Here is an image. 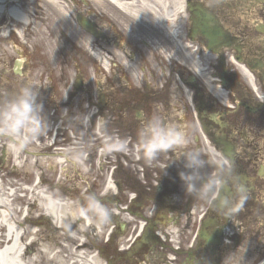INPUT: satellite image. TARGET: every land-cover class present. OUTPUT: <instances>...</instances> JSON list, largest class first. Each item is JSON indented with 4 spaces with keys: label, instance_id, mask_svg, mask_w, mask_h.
<instances>
[{
    "label": "flooded vegetation",
    "instance_id": "af4514ba",
    "mask_svg": "<svg viewBox=\"0 0 264 264\" xmlns=\"http://www.w3.org/2000/svg\"><path fill=\"white\" fill-rule=\"evenodd\" d=\"M189 1L194 62L187 53L149 50L140 32L110 55L99 111H109V140L128 148L112 152V215L107 247L99 248L106 264H264V0H233L227 9ZM201 1L212 6L209 30L222 37L197 30ZM153 117L185 128L187 150L217 162L202 173L224 176L230 206L185 192L184 150L144 161L137 133Z\"/></svg>",
    "mask_w": 264,
    "mask_h": 264
},
{
    "label": "rangeland",
    "instance_id": "374dc122",
    "mask_svg": "<svg viewBox=\"0 0 264 264\" xmlns=\"http://www.w3.org/2000/svg\"><path fill=\"white\" fill-rule=\"evenodd\" d=\"M63 1L70 11L67 24L93 39L98 37L78 23L77 15L94 19V14L100 13L105 22L102 30L112 32L110 40L105 41L103 36L99 38L104 39L109 50L119 51L121 43H127L124 30L109 19L110 14L118 17L123 25L133 26L135 32L144 36L151 34L153 38L158 36L162 46L163 36L153 28L157 21L162 23L164 20L166 9L160 6L155 5V13L151 15L142 11L148 18V27L144 29L139 22H133L108 4V0H104L99 9L93 0ZM214 1L222 9L231 8L230 2H233ZM169 3L171 8L167 12L174 13L171 25L179 29L180 39L189 42V13L186 7L183 9L185 4L177 10L173 0ZM47 13L50 16L46 18L44 13L42 18H45L39 21L43 33L40 35L31 27L32 32L29 30V34L25 30L23 37L12 31L14 26L2 28L8 20L0 23V105L31 83L37 93V103L43 104L42 116L47 122L46 133L23 149L13 138L0 134V242L7 231L19 227L28 264H106L98 249L107 247L109 222L98 225L94 218H88L91 226L86 225V218L79 215V210L85 204L80 202L84 192L95 194L109 208L114 163L112 152L106 151V143L110 141L113 126L109 111H99V105L103 103L98 98L102 92H107L109 68L100 65L90 50L77 41L64 40L60 33L58 41L62 46L59 47L51 23L55 18L58 28L65 29L67 25L51 8ZM113 25L118 34L111 30ZM39 37L44 41L37 45ZM170 49L168 44L166 51ZM17 59L23 60L19 73L14 70ZM169 60L162 64L163 67L169 65ZM50 201L62 215L59 222L46 214L52 205ZM73 251H77L75 258L72 257L74 254L70 255ZM91 257L93 260L89 261ZM78 259L81 262L75 263Z\"/></svg>",
    "mask_w": 264,
    "mask_h": 264
},
{
    "label": "clouds",
    "instance_id": "9594fccd",
    "mask_svg": "<svg viewBox=\"0 0 264 264\" xmlns=\"http://www.w3.org/2000/svg\"><path fill=\"white\" fill-rule=\"evenodd\" d=\"M67 99V97H65ZM43 104L37 103V93L31 83L20 88L10 101L0 105V134L13 138L18 147L23 149L30 142L36 141L47 131V122L42 116ZM138 151L148 164L155 161L161 153L184 150L181 152L184 170L179 176L184 190L205 202H215L220 207L230 206V200L221 192L225 181L223 175H208L202 169L215 165V160L206 161L199 149H188V132L175 123H164L153 117L138 130ZM126 140L116 139L106 143V151L126 152ZM79 215L86 219L94 218L98 225L110 221L112 211L95 195L89 194Z\"/></svg>",
    "mask_w": 264,
    "mask_h": 264
},
{
    "label": "bare ground",
    "instance_id": "6f19581e",
    "mask_svg": "<svg viewBox=\"0 0 264 264\" xmlns=\"http://www.w3.org/2000/svg\"><path fill=\"white\" fill-rule=\"evenodd\" d=\"M103 1L104 0H93L94 4L98 6V9L102 5ZM173 1L177 8L180 5H183L185 0ZM106 2H108V4L118 10L120 13L124 14L126 17L131 19L133 22H139V25L142 26L144 29L148 27V18L147 16L145 17L144 15H142L143 10L148 12L149 15H151L152 13H155L156 6H160L164 10L166 9V12H164L163 22L158 23L157 21L153 27L155 30L159 31L163 36L164 41L162 42V46H160L158 36L156 35L153 38L151 34H147L142 37L143 41H146L148 47H153L157 52H164L166 56L167 51L165 49L166 46L169 44L172 50H175L179 53L184 50L183 53H187L186 56H189L192 59L193 56L191 50L188 49L190 47V44L187 43V41L180 39L181 34L179 29L171 25V23H173L174 21V13H171L170 11L167 12V10L171 8V3H169V0H108ZM49 8L57 12L59 14L60 21L67 25L65 26V29L58 28L56 25L57 22L55 18H53V21L51 23L53 30L52 34L55 38H57V45L62 43L61 41H58L60 39L58 36L60 33L61 37L64 38V40L77 41L82 47L86 48L88 51L90 50L92 52V56L98 62L103 64L104 67H108L111 58L110 55L116 54V51L109 50L104 45V39H93L92 37L83 35L79 31V29L74 27L72 24H67L68 14L70 11L69 7L63 0H0V14H2L1 16L4 17L5 21L8 20L7 25L2 28H4L5 30L10 26H14V30H16L18 34L23 37L25 35V30H27V33L29 34V30L32 32L31 27L33 28L34 32H37V35L43 34L41 29V23L39 21L41 20L42 15L44 13H46V18L50 16L49 13H47ZM183 9H185L184 5ZM177 10H179V8H177ZM100 12L103 11L101 10ZM103 16L104 18H107L108 15L104 14ZM109 17L114 22L121 23L118 17H115L112 14H110ZM44 18H42V20ZM92 20L98 28H100L101 30L104 28L105 22L101 18L99 12H96L94 14V19ZM123 28L127 29L126 27ZM105 31V41L110 40L109 31ZM10 33L12 32L10 31ZM139 36L140 34L136 35L137 38ZM43 41L44 39L39 37L36 40V43L37 45H39V43H43ZM114 42L116 45H118L117 41ZM60 46H62V44H60L59 47ZM48 47H50L49 44ZM122 55L125 56L123 52ZM192 61L194 62L193 59ZM124 63L128 65L126 61ZM137 66L138 61H133L132 64L129 66V68L134 74H136L137 72ZM196 66L200 68L199 65ZM199 70L202 72L201 69ZM50 203H52V205L48 207V211L46 212V214L49 215L54 222L61 221L62 215L60 212H57L55 203L53 201H50ZM73 217H75V215H73ZM83 220L84 219L82 218V221ZM84 223L86 225L88 224L91 226L90 219L84 220ZM21 237L22 232L19 227H16V229H13L12 231L6 232L5 237L3 238V240H1L2 245H0V264H28L25 260L26 252L25 247L22 244ZM75 254H77V251L70 252V255H73V258H75ZM92 260L93 257L89 259V261ZM74 262L78 263L81 262V260L78 259Z\"/></svg>",
    "mask_w": 264,
    "mask_h": 264
},
{
    "label": "water",
    "instance_id": "95a60500",
    "mask_svg": "<svg viewBox=\"0 0 264 264\" xmlns=\"http://www.w3.org/2000/svg\"><path fill=\"white\" fill-rule=\"evenodd\" d=\"M198 14L199 15H201L202 14V16L203 17H207L206 15H207V12L204 10V9H202L201 10V12H198ZM201 17V16H200ZM203 18H201V20H202ZM78 21H79V23L85 28V29H87V30H89V31H91V32H94V26H93V24H92V22H90L89 20H87L86 18H84L83 16H81V15H78ZM201 32L203 33V34H206V31L204 30V28L201 30ZM18 64V63H17ZM16 64V65H17Z\"/></svg>",
    "mask_w": 264,
    "mask_h": 264
}]
</instances>
